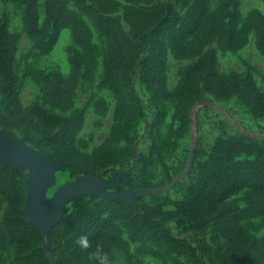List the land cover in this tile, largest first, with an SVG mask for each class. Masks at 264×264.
Masks as SVG:
<instances>
[{
	"label": "rangeland",
	"instance_id": "obj_1",
	"mask_svg": "<svg viewBox=\"0 0 264 264\" xmlns=\"http://www.w3.org/2000/svg\"><path fill=\"white\" fill-rule=\"evenodd\" d=\"M63 5L80 19L81 28L76 34L75 27H62L52 48L42 53L38 41L50 31L44 25V0H36V35L25 26L24 4L0 0V18L16 38L13 73L21 119L8 117L15 125L1 121L5 111L0 96V165L24 171L22 208L46 235L41 242L45 254L54 264L57 250L49 230L72 210V199L83 197L95 213L93 221L59 241L97 229L112 237L110 259L97 263L99 254L93 252L88 264H172L173 259H185L151 239L130 238L125 208L119 202L128 208L151 207L174 235L192 244L204 243L208 247V256L201 258L204 264H257L255 249L243 255L229 252L213 218L198 229L187 217L171 214L175 202L188 198L198 165L209 156L216 139L264 145V100L258 101L253 91L264 92V0H209L212 15L224 5V21L232 18L228 31L221 37L198 28L180 40L183 51H176L171 39L173 31L188 21L189 4L63 0ZM159 6L171 22L153 45L151 31L143 39L132 33L131 14ZM97 19L122 39L120 57L130 62L116 70V89L102 82L113 36L98 30ZM209 51L214 53L212 74L226 78L230 86L238 83L237 92L219 95L214 77L206 72L191 79V88L182 87L187 68ZM35 103L60 124L36 118L31 110ZM73 115L77 116L74 129L65 137L61 123ZM56 146L70 167L57 161ZM256 155L255 150H238L233 159L252 160ZM22 156H31V163L10 165ZM36 160L41 170L32 180L30 169ZM251 199L249 189L241 188L230 193L225 203L235 208L236 222L237 214H242L239 224L259 246L264 240V213L245 215ZM7 210L0 194V222ZM14 258L12 243L5 240L0 245V264H15Z\"/></svg>",
	"mask_w": 264,
	"mask_h": 264
},
{
	"label": "trees",
	"instance_id": "obj_2",
	"mask_svg": "<svg viewBox=\"0 0 264 264\" xmlns=\"http://www.w3.org/2000/svg\"><path fill=\"white\" fill-rule=\"evenodd\" d=\"M24 4V23L28 31L36 35L37 30V6L36 0H17ZM181 4H189V19L183 27L172 33L171 44L176 51H183L184 45L180 40L198 28H204L212 36L223 37L228 31L232 18L224 21V5L217 15L209 11V0H176ZM45 27L50 31L38 41V47L42 53L50 50L55 42L56 35L62 27L73 26L75 33L81 28L80 19L73 13L65 10L63 0H44ZM133 34L138 39H143L148 31L153 45L156 39L161 37L170 24L171 19L163 14V7L148 12L133 11L131 14ZM99 31L112 35V45L109 56L104 63L102 73L103 84L117 88L115 72L118 68L130 66L129 59H121L123 49L122 39H116L111 27L97 19ZM15 36L6 28L5 20L0 18V96L4 102V115L1 121L15 125L8 121V117H18L20 122L19 101L17 96L16 81L13 73ZM214 53L209 51L195 60L186 70L182 87L191 88V79L202 72L212 75L216 81L215 92L222 96H228L237 92L238 83L228 85L226 78L212 74ZM254 91L258 101L264 100V92ZM33 115L39 120H52L57 123V118L48 115L37 103L31 105ZM76 115L66 118L61 123L60 133L66 137L73 129ZM64 137V138H65ZM255 150L258 155L252 160H234L238 150ZM56 159L62 167H70L71 163L64 152L53 147ZM95 161L91 162V166ZM25 173L19 169H11L9 166L0 165V194L8 203V210L0 222V245L6 240L12 243L14 248L15 264H53L45 254L41 245L46 235L41 228L30 221L24 214L22 204L24 200ZM249 189L251 201L245 215L264 213V145L256 147L247 144L241 139L218 138L215 140L209 156L198 165L196 179L189 187V196L184 201L174 203L175 209L171 216H179V219L187 217L194 228H203L209 217L214 219V224L219 232L229 243V252L233 255H243L255 249L259 261L264 264V240L259 246L250 239L245 229L238 222L242 214H233L234 207L226 205L225 199L234 190ZM118 202V201H117ZM88 200L83 197L72 199V210L65 213L49 230V236L55 238L56 259L54 264H88L90 254L96 252L99 257L97 263L110 259V246L112 237L104 236L102 230L97 229L90 233H79L76 238H70L61 243L59 239L75 232L80 226L89 225L94 218V211L88 206ZM125 208L127 227L130 238L144 237L151 239L167 250L182 255L185 259H173L172 264H204L202 257L208 256V247L198 242L192 244L186 238L174 235L163 221L154 216V209L145 205L130 206L120 203ZM130 205V204H129ZM48 236V235H47ZM81 237H86L87 246L79 243ZM258 246V247H257Z\"/></svg>",
	"mask_w": 264,
	"mask_h": 264
},
{
	"label": "water",
	"instance_id": "obj_3",
	"mask_svg": "<svg viewBox=\"0 0 264 264\" xmlns=\"http://www.w3.org/2000/svg\"><path fill=\"white\" fill-rule=\"evenodd\" d=\"M32 155H33V157H34V155L35 154H33L32 153ZM22 157H26V156H22ZM21 157V158H22ZM21 158H14V159H12L11 161H15V162H17V161H19ZM27 159H28V162H30V161H32V157L31 156H28V157H26ZM38 160V159H37ZM33 161V169H35L34 171H32L31 172V178H32V180H34V178H35V175H34V172H38V171H40L41 170V167H40V162H38V161ZM31 163V162H30ZM30 190V189H29ZM34 223V222H33ZM37 225V224H36Z\"/></svg>",
	"mask_w": 264,
	"mask_h": 264
},
{
	"label": "crops",
	"instance_id": "obj_4",
	"mask_svg": "<svg viewBox=\"0 0 264 264\" xmlns=\"http://www.w3.org/2000/svg\"><path fill=\"white\" fill-rule=\"evenodd\" d=\"M11 166H20V167H25L26 165H29L30 162H28V159L26 157H22L19 161L15 162H9ZM25 171L27 170L26 168H24ZM35 169H33V167H31L30 171H34Z\"/></svg>",
	"mask_w": 264,
	"mask_h": 264
},
{
	"label": "clouds",
	"instance_id": "obj_5",
	"mask_svg": "<svg viewBox=\"0 0 264 264\" xmlns=\"http://www.w3.org/2000/svg\"><path fill=\"white\" fill-rule=\"evenodd\" d=\"M79 243H81L83 246H87V239L86 237H81L79 240Z\"/></svg>",
	"mask_w": 264,
	"mask_h": 264
}]
</instances>
